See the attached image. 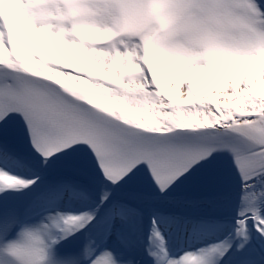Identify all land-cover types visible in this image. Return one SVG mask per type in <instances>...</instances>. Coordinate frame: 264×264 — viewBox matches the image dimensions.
I'll return each instance as SVG.
<instances>
[{"label": "snow or ice", "instance_id": "snow-or-ice-1", "mask_svg": "<svg viewBox=\"0 0 264 264\" xmlns=\"http://www.w3.org/2000/svg\"><path fill=\"white\" fill-rule=\"evenodd\" d=\"M0 264H264V0H0Z\"/></svg>", "mask_w": 264, "mask_h": 264}, {"label": "bare ground", "instance_id": "bare-ground-1", "mask_svg": "<svg viewBox=\"0 0 264 264\" xmlns=\"http://www.w3.org/2000/svg\"><path fill=\"white\" fill-rule=\"evenodd\" d=\"M205 241H207V239Z\"/></svg>", "mask_w": 264, "mask_h": 264}]
</instances>
